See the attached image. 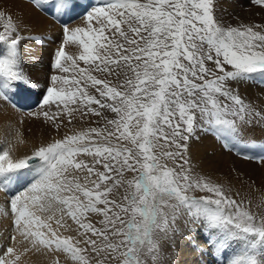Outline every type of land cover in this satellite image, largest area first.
<instances>
[{
  "label": "snow or ice",
  "instance_id": "6c2138e0",
  "mask_svg": "<svg viewBox=\"0 0 264 264\" xmlns=\"http://www.w3.org/2000/svg\"><path fill=\"white\" fill-rule=\"evenodd\" d=\"M33 3H52L57 14L75 6L74 0ZM254 3L264 8V0ZM216 8L217 0H96L84 26L63 27L52 64L59 74L50 76L39 103L55 111L29 115H42L57 134L62 117L71 124L77 113L105 124L53 138L30 155L0 149V192L10 197L16 233L31 245L7 247L0 264H19L41 248L63 252L73 264H164L163 244L181 234L180 220L189 233L202 229L216 264H264V214L258 218L221 185L194 178L185 167L188 141L205 126L229 150L264 151L246 136L264 125V110L232 87L264 81V25L225 27ZM0 25V102L12 103L32 81L11 15L0 11ZM66 45L78 54H68ZM25 170L31 181L17 191ZM77 172L85 173V183ZM53 204L63 206L59 219L38 214L51 213ZM64 214L78 225L79 239L59 233ZM89 214L101 219L94 223Z\"/></svg>",
  "mask_w": 264,
  "mask_h": 264
},
{
  "label": "bare ground",
  "instance_id": "6f19581e",
  "mask_svg": "<svg viewBox=\"0 0 264 264\" xmlns=\"http://www.w3.org/2000/svg\"><path fill=\"white\" fill-rule=\"evenodd\" d=\"M236 2H241L242 5L245 6V10L233 11L232 8L238 5ZM94 3H96V0H74V8L69 12L57 14L55 17L54 14L57 12L52 3L45 5L43 8H38L33 3V0H0V11H5L6 15H11L13 23L17 26L18 34L22 37L20 49L23 58V67L32 81L30 85H22V87L31 91V97H37V100H39L45 94L47 87L50 86V76L59 74L58 70L52 67V64L54 62V54L62 43L63 27L65 25L69 27L84 26L86 23L84 13L88 8H91ZM218 3L221 4L222 7L223 19L227 22L225 23L226 27L228 25H234L233 20L235 17L240 23L245 25H264V8L256 5L254 0H218ZM46 11L48 13H46ZM0 30H2V25H0ZM65 50L68 54H78V49L72 45H66ZM81 66H83L82 62ZM233 87L238 89L241 88V93L246 103H252L254 106L258 107V109H264V81L256 78L249 82H240L238 84L234 82ZM16 95L17 92H15L14 96ZM17 112L22 113L10 106L9 103L0 102V149L10 147L12 148L14 156L30 155L31 152H21V149H27L31 142L28 143L29 141H26L28 144L23 142L20 132L14 127V121L18 120L16 117ZM29 113H27V115L30 118L32 115L30 116ZM79 117L80 115L77 113L76 120H78ZM93 117L92 115L90 116V118ZM25 118L27 119V117ZM33 133L37 134V132ZM195 134L192 140L196 150H192L190 159L194 163V166L201 172L202 159L200 156L205 154L204 157L207 160V167L203 172L206 176L214 180V184H219L221 186L227 184L226 186L228 187L229 184H233L235 186V184L241 182V180L251 183L256 173L261 172V175H263L264 163L260 162L259 157L264 156V151H259L258 147L232 148V150H229L215 133L208 130L207 126H205L202 131ZM39 135H41V133H39ZM63 135L62 131H59V134H57V131L55 132L52 129V133L50 136L48 134L47 137L60 138ZM246 136L256 138L257 145H264V125L249 128L246 132ZM28 137H30V135ZM43 140V136H40L38 142H43ZM238 150L246 151L248 155H255L257 157L256 161L243 159L236 154ZM256 162L259 163L261 169L259 166H256ZM25 171L24 178L21 175L19 182L15 185L17 191L22 190L31 181L32 174L27 170ZM38 214L47 216L44 213ZM52 225L53 228H56L55 221H52ZM13 236H16L15 242L12 240ZM28 244V242L23 241L22 237L16 233L14 216L11 212L10 197H7L4 192H0V253L9 246H16L18 250L22 251ZM40 252V256H30V251L25 253L21 257L19 264H54V256L56 254L58 256L60 253L56 251H47L43 248L40 249ZM187 256L188 257L185 256V261L191 258L188 253ZM208 260H210L209 257L205 256L203 258V264H208ZM67 264L70 263L67 262Z\"/></svg>",
  "mask_w": 264,
  "mask_h": 264
},
{
  "label": "rangeland",
  "instance_id": "374dc122",
  "mask_svg": "<svg viewBox=\"0 0 264 264\" xmlns=\"http://www.w3.org/2000/svg\"><path fill=\"white\" fill-rule=\"evenodd\" d=\"M249 1H251V0H249ZM218 4L219 3L217 0V8H216L215 15L219 20H221L223 22L224 26L226 27L225 23H227V22L224 21V19H223L224 16H223V10H221L222 9L221 4H219V6H218ZM236 4H238V5H235L232 8L233 11L236 12L238 10L242 11V9H243V11L245 10V6H243L241 2H236ZM89 9L90 8H88L87 10H89ZM46 13H48V12L46 11ZM81 17H83V16H81ZM235 19L233 20L234 25H232V26L242 25V23H240L236 17H235ZM243 25H245V24H243ZM69 54H72V53H69ZM233 85H234V82H232V87H233ZM238 91H239V95L244 99V97L241 93V88H239ZM52 109L49 110V109L45 108V110H49L50 112H54L55 111L54 107ZM36 110L37 111H31V113H36V112L42 111L43 109L40 110V107H38ZM260 110H264V109H260ZM27 113H29V112H26V113L17 112L16 117L18 120L17 121L15 120L13 123L14 127L17 129V131L20 132V136H21V139L23 140V142H25V143H27L26 141H29L28 143L31 142L30 146L27 149H21V152H24V153L32 152V150L35 147H37L41 144L47 143V142H51L53 138L47 137V135L49 134V136H50V134L52 133V129L56 132V129L52 126V124L50 122L46 121L42 115H40V116L32 115V117H33V119H32V117L29 118ZM111 115L112 114H110L109 116L111 117ZM90 116L91 115L84 117L83 120H81L79 117L78 120H76V119L73 120L70 125L68 123L67 117H62L63 124H62L59 131L60 132L62 131V134H72L75 131L83 130V129H86L88 127H103L104 126V124H105L104 120H102L101 118L96 117V116H94L93 118H90ZM25 117H27V119ZM13 124H12V126H13ZM43 128H45L46 130ZM12 129H14V128H12ZM202 130L197 129V131L195 133H198ZM21 132H23V133H21ZM33 132H37V134H34ZM39 133H41V135H39ZM29 135H30V137H28ZM40 136H43V138H44L43 142H38L40 139ZM194 136H193V138H194ZM54 138L59 139L57 137H54ZM193 138L191 137L188 141V152L186 154V158L188 159L189 163H188V165H185V167L186 168L191 167L192 171L190 172V175H192L194 178H204L208 182L214 183V180L209 178V176H206L205 173L203 172L204 169L207 167V160L204 157L205 154L200 156L202 159V171L201 172L197 169V167L194 166V163L190 159L192 150H196L194 148V144H193V140H192ZM80 159H84V160L88 161L89 163L91 162V158L87 157V156H81ZM253 161H256V159ZM169 166H171V162H169ZM256 166H259V163L256 162ZM259 168H260V166H259ZM263 171H264V169H263ZM75 175L79 176L80 182L82 184L85 183V173L84 172H77V173H75ZM128 175L130 178L131 174H128ZM253 176H254V173H253ZM249 183L241 180V182H237V184H235V186L233 184H231V185L229 184V187H228V186H226L227 184L225 183L226 185H222V187L224 188L225 192L228 195L232 196L238 202L243 201V206L246 209L253 212L254 214H256L257 217L259 218V216L261 214H264V173H263V175H261V172L256 173V175L254 176V180L251 181L250 185H249ZM87 186L91 187V184L89 183ZM120 191L122 192V190H120ZM113 194L116 195L117 193L114 192ZM189 195L200 196V195H205V193L190 192ZM117 198H119V196ZM62 207H63L62 205L53 204L52 212L51 213H44V214L50 215V214L54 213L55 218L59 219L61 217L62 213L60 211H58V209H61ZM89 218L94 223L98 222L101 219V217H99L95 214H89ZM63 223L66 225V228H61L60 230L58 229L60 234L65 235V236L71 235L74 237V239L80 238L78 235V225H76L71 220V218H69L66 214L63 215ZM178 223H179L180 228H181V234H178L175 237V240L173 242H165L163 244V251L165 252L164 264H186V263H188V264H203V262H204L203 258L205 256H208L210 259V260H208V264H216L217 257L213 254L212 249L210 247L206 246L205 237L203 235L202 229H197V231L189 233L187 231V229L184 227L182 220L178 221ZM97 226H98V224H97ZM27 247L31 248V245L28 244ZM186 250H187V253L190 254V257H191V258H189L190 260H188V261H185L186 257H188ZM188 250H189V252H188ZM194 253L197 255H195ZM34 255L40 256L41 255L40 250L39 251L33 250V249L30 250V256H34ZM59 255L57 256V254H56L54 256V258H53L54 264H67V262L70 264H73V262L71 261L70 257L67 254L60 252ZM64 258H67V259H64ZM93 264H94V262H93ZM111 264H117V262L112 261ZM148 264H151L150 260L148 261Z\"/></svg>",
  "mask_w": 264,
  "mask_h": 264
}]
</instances>
